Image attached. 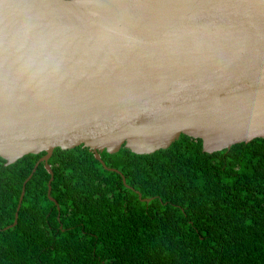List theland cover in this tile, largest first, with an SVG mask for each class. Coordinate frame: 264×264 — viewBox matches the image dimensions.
Returning <instances> with one entry per match:
<instances>
[{"label":"water","instance_id":"obj_1","mask_svg":"<svg viewBox=\"0 0 264 264\" xmlns=\"http://www.w3.org/2000/svg\"><path fill=\"white\" fill-rule=\"evenodd\" d=\"M264 139V0H0V158ZM115 171L114 169H109ZM119 173V172H118ZM124 183V178L122 177Z\"/></svg>","mask_w":264,"mask_h":264},{"label":"trees","instance_id":"obj_2","mask_svg":"<svg viewBox=\"0 0 264 264\" xmlns=\"http://www.w3.org/2000/svg\"><path fill=\"white\" fill-rule=\"evenodd\" d=\"M0 158V264H264V139L214 153L184 135L137 155ZM114 169L115 171L109 170ZM119 172V173H118ZM124 178V183L122 181Z\"/></svg>","mask_w":264,"mask_h":264}]
</instances>
